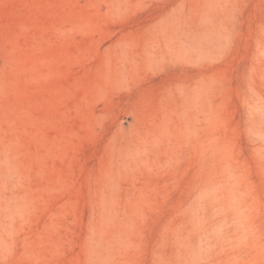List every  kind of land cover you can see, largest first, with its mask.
I'll list each match as a JSON object with an SVG mask.
<instances>
[{"label": "rangeland", "instance_id": "1", "mask_svg": "<svg viewBox=\"0 0 264 264\" xmlns=\"http://www.w3.org/2000/svg\"><path fill=\"white\" fill-rule=\"evenodd\" d=\"M0 264H264V0H0Z\"/></svg>", "mask_w": 264, "mask_h": 264}]
</instances>
